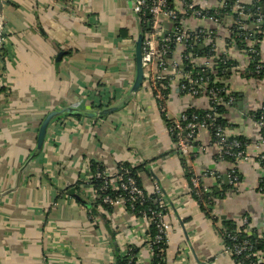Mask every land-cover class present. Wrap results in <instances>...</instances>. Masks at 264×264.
Masks as SVG:
<instances>
[{"label":"crops","instance_id":"0c3cea01","mask_svg":"<svg viewBox=\"0 0 264 264\" xmlns=\"http://www.w3.org/2000/svg\"><path fill=\"white\" fill-rule=\"evenodd\" d=\"M131 6V0H0L11 54L0 76L2 93L9 92L0 103V264H117L127 238L138 237L146 223L122 205L112 212L90 206L97 202L91 179L100 167L107 173L123 164L138 167L146 191L156 181L177 200L169 216L168 264L182 245L188 264H237L222 254L215 224L190 194V172L209 169L220 176L204 183L229 192L214 207L221 225L248 216L251 232L263 228V177L254 145L248 160H219V147L205 130L191 157L173 153L166 117L150 93L134 86L142 28ZM247 28L255 32L254 22ZM230 56L237 66L225 84L235 101L226 109L231 126L225 133L254 139L251 114L264 100V81L251 74L242 51L232 49ZM80 99L78 110L91 115L54 119L34 154L43 119ZM235 166L241 191L231 193L227 175Z\"/></svg>","mask_w":264,"mask_h":264},{"label":"built area","instance_id":"2783aa9c","mask_svg":"<svg viewBox=\"0 0 264 264\" xmlns=\"http://www.w3.org/2000/svg\"><path fill=\"white\" fill-rule=\"evenodd\" d=\"M131 1V10L142 28L141 87L151 94L158 109L166 117L167 128L173 139V153L191 157L198 146L199 134L205 130L210 132L213 143L219 147L216 156L219 160L231 158L235 164L248 160L247 148L254 145L259 151L257 164L263 177L259 190L264 192V100L257 111L251 114L258 130L254 139L243 141L236 137L230 138L225 128L218 123V119L223 116L219 107H228L235 101V96L228 88L219 83L226 67L229 69L231 65L233 70L237 66L230 56L237 39L243 38L240 41H245L249 47V51L243 50L249 64L253 60L249 52L256 53L260 58L253 71L250 70L251 73L257 76L264 70V63L261 62L264 48L261 45L258 52L253 49L249 38L253 32L247 28L249 22H262L263 16L259 11H251L248 7L251 4L244 0ZM2 42L0 32V47ZM262 42L264 38L260 44ZM215 63L221 65V75L213 69ZM259 79L264 81V77ZM1 86H5L2 77ZM0 96L2 100L9 96V92ZM199 101L202 104L196 106L195 103ZM83 104L84 100L80 99L70 107L80 109ZM171 104L174 111L170 108ZM196 107L205 109L206 113L200 116L192 110ZM258 111L261 115L256 118L254 114ZM227 176L230 192H240L241 176L236 166ZM95 177L103 182L100 187L103 194L98 195L95 190L96 200L100 198L113 207L125 206L130 216L146 223L138 237L127 238L117 264H152L159 255L158 264H168L167 249L173 228L169 216L177 200L173 197L171 199L156 181L153 191L149 193L138 185L129 169L120 165L112 173L98 171ZM207 178L220 180L214 170L192 172L190 194L203 206L204 212L215 224L223 245L222 254L237 264H264V225L260 230L251 232L248 216L235 222L233 228L221 225L214 207L229 192L209 187L204 183ZM113 192L118 193L117 198H112L110 193ZM147 200L156 204L157 209L148 208L149 213L145 210L137 211V206L143 207ZM152 225L156 228L154 236L151 233ZM137 241L140 244L138 246ZM142 248L148 255L147 260L141 256ZM187 250L186 245L179 248L174 264H188Z\"/></svg>","mask_w":264,"mask_h":264},{"label":"trees","instance_id":"16d2710c","mask_svg":"<svg viewBox=\"0 0 264 264\" xmlns=\"http://www.w3.org/2000/svg\"><path fill=\"white\" fill-rule=\"evenodd\" d=\"M248 7L253 12H255V11L258 12L259 11V13L263 16L262 22H260V23H254L255 24V29H254L255 32H253L251 34V36L249 37L250 40H251V42H252V44H253V49H255L256 52H258V49H260L259 48L260 47V42L264 38V0H255L254 3H252L251 5H248ZM1 37H2L3 42H2V45L0 47V69H1L2 74H4L5 73V70H6L5 64L7 63V61L10 60L11 54H10L9 44L7 43V41L4 40V38L7 37L6 34L5 33H2L1 34ZM232 37H234V35ZM240 40H243V38L240 39ZM240 40L237 39L236 43L233 46V49H238V50H240L242 52L245 49L247 51H249V47H247V44L245 43V41H240ZM249 54L250 55H253V60L249 64V69L251 71H253V68H254L255 64L260 62V58H259L258 55H256V53L249 52ZM6 57L8 58L7 60H6ZM231 61H234L233 58H232ZM233 63L234 62H232V64ZM230 66L231 65H229V69L226 67V70L224 71V73H222V75H221V65L215 63L214 68H213L215 71L218 70V73L222 76V81L219 84L220 85H224L225 87H226L225 80L229 77L230 71L232 70V67H230ZM251 74L253 76H255V77L262 78V77H264V70L261 72L260 75H257V76L255 74H253V73H251ZM4 79H5V77H4ZM5 88H6L5 86H1L0 87V92L6 90ZM7 88H8V86H7ZM226 109H227V107H224V106L219 107V111L221 112V114L223 116L218 119V123L223 128L229 129V127L231 126V124H229L228 121H227V119L224 117L225 114L227 113V110ZM192 110L194 112H196L197 114H199L200 116H203L206 113V110L205 109H201V108H197V107L194 108V109H192ZM76 115L79 116L80 114H76ZM254 115H255L256 118H258V117H260L261 113L258 111V113L256 112V114H254ZM239 139L240 140H243V141H246L247 140V138H243V137H239ZM226 160L229 161V162L234 163V160L231 159V158H228ZM93 164L96 165L97 163H93ZM120 166H123L124 168L129 169L130 172H131V175L137 180L138 185L141 186V187L143 186L140 183L139 178L137 176L138 175L137 174L138 173V167L127 166V165H124V164L123 165H120ZM99 171H103V168L100 167ZM188 175H189V181H190V178L192 176V172H190ZM91 184H93L95 190H97L98 195H102L103 194V192L100 191V187L103 184V182H102L101 179H98L96 177H93L91 179ZM110 194H111L112 198H117V196H118V193H115V192L110 193ZM199 205H200L201 209L204 210L203 209V206L201 204H199ZM90 206L91 207H94V208H98L99 206H102L103 208H105V210H107L109 212H112L113 211V208H114L111 205L105 204L103 202V200H101L100 198L97 199L96 204H92ZM128 207H129V205H128ZM148 208L157 209V205L156 204H152L149 200H147V203L143 207L137 206V211H139V210H145L146 212L149 213ZM136 214L139 215V213H136ZM223 224L225 225V227H228V228L229 227L230 228L235 227V222H233V221L232 222L231 221L230 222L229 221H226V222L223 221ZM151 233H152L153 236L156 234V228H155L154 225H152V227H151ZM262 248H264L263 245H262ZM159 256H157V257L154 258V260L152 261V264H158L159 263V261H160V257Z\"/></svg>","mask_w":264,"mask_h":264},{"label":"water","instance_id":"95a60500","mask_svg":"<svg viewBox=\"0 0 264 264\" xmlns=\"http://www.w3.org/2000/svg\"><path fill=\"white\" fill-rule=\"evenodd\" d=\"M141 52H142V41L141 39L138 41L136 45V80H135V88H139L142 80H143V67H142V61H141ZM81 114V115H91L84 111H79L78 109H74L71 107L63 108L58 111H53L49 113L41 122L38 135H37V146L35 149L34 154H38L42 151L45 137L47 135L48 128L51 124V122L56 119L57 117L63 115V114Z\"/></svg>","mask_w":264,"mask_h":264},{"label":"rangeland","instance_id":"374dc122","mask_svg":"<svg viewBox=\"0 0 264 264\" xmlns=\"http://www.w3.org/2000/svg\"><path fill=\"white\" fill-rule=\"evenodd\" d=\"M2 17L0 16V19H1ZM1 21H2V30H1V34L3 33V28H4V21H3V19H1ZM1 39H2V37H1ZM2 94V92H0V95ZM5 94V93H4ZM0 97H2V96H0ZM7 101V96H5L4 97V99H0V103H4V102H6Z\"/></svg>","mask_w":264,"mask_h":264}]
</instances>
